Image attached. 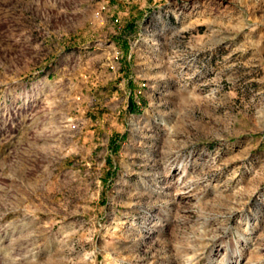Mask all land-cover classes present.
<instances>
[{
    "label": "rangeland",
    "instance_id": "1",
    "mask_svg": "<svg viewBox=\"0 0 264 264\" xmlns=\"http://www.w3.org/2000/svg\"><path fill=\"white\" fill-rule=\"evenodd\" d=\"M19 92L0 264H264V0H0Z\"/></svg>",
    "mask_w": 264,
    "mask_h": 264
},
{
    "label": "built area",
    "instance_id": "2",
    "mask_svg": "<svg viewBox=\"0 0 264 264\" xmlns=\"http://www.w3.org/2000/svg\"><path fill=\"white\" fill-rule=\"evenodd\" d=\"M37 85V84H36ZM42 87V85H41ZM28 89V88H27ZM42 89V88H40ZM33 97H28L27 94L23 98L21 92L16 95V99L12 102L11 98L4 97L0 102V131L7 130L17 126L18 120L22 114V108H25Z\"/></svg>",
    "mask_w": 264,
    "mask_h": 264
},
{
    "label": "crops",
    "instance_id": "3",
    "mask_svg": "<svg viewBox=\"0 0 264 264\" xmlns=\"http://www.w3.org/2000/svg\"><path fill=\"white\" fill-rule=\"evenodd\" d=\"M47 123L53 126V128L51 129V134H53V136H55V135H56V132H57V131H56L57 125L55 124V120H53V119H49V120H47V122H46V121H44L43 119H41V120L37 119V120L34 121L33 124H34V125L36 124V126H38V131H37V133H38L39 135H41V133H42L44 127L48 126ZM55 127H56V128H55ZM54 129H55V130H54ZM40 131H41V132H40ZM58 132H59V131H58ZM58 132H57V133H58ZM22 133H23V132H22ZM42 134H43V133H42ZM59 134H60V135H59ZM58 136L63 137L64 135L61 134V133L59 132V133H58Z\"/></svg>",
    "mask_w": 264,
    "mask_h": 264
}]
</instances>
